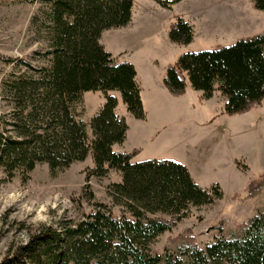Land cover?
<instances>
[{"label":"trees","instance_id":"obj_1","mask_svg":"<svg viewBox=\"0 0 264 264\" xmlns=\"http://www.w3.org/2000/svg\"><path fill=\"white\" fill-rule=\"evenodd\" d=\"M48 1L49 65L38 68L23 62L30 72L13 75L2 84V97L10 110L0 115L4 122L0 168L9 177L16 170L28 173L40 162L55 171L83 161L90 152L91 175L105 176L110 169L121 173V182L110 184L109 193L128 214L116 216L97 203L76 222L64 221L59 228L52 224L28 228L27 239L9 249L0 264H264V211L239 224L238 236L220 235L201 247L193 236L181 234L163 254L151 250L160 234L189 216L191 207L220 200L222 189L218 184L199 186L178 162H131L135 151L112 149L124 140L127 124L116 114L117 99L108 91H118L135 118L142 119L144 111L134 66L115 62L99 39L104 30L130 21L132 0ZM154 1L170 8L180 0ZM251 1L254 9L264 11V0ZM193 36L192 25L182 17L169 26L172 42L189 44ZM184 74L204 98L212 96L218 84L227 97L226 114L250 110L264 98V31L231 45L181 54L163 78L172 95L185 92ZM88 91L105 95L89 121V142L87 124L77 112L82 94ZM237 166L247 169L241 163ZM263 180L262 173L251 180L245 198L259 190Z\"/></svg>","mask_w":264,"mask_h":264},{"label":"crops","instance_id":"obj_2","mask_svg":"<svg viewBox=\"0 0 264 264\" xmlns=\"http://www.w3.org/2000/svg\"><path fill=\"white\" fill-rule=\"evenodd\" d=\"M184 1L164 8L154 0H132L130 21L125 26L101 33L100 44L115 62H129L134 66L144 111L142 119L135 118L122 104L120 93L108 91L117 99L116 114L127 124L124 140L113 144L112 149L126 153L135 151L131 162H178L187 168L199 186L209 188L218 184L224 193L230 186L233 194L239 193L254 179L252 170L256 176L264 174V98L260 105L244 113L228 115L224 112L227 97L218 89V84H215L212 96L204 98L203 92L194 89L184 74L185 92L174 96L164 85L163 78L167 68L181 54L194 52L202 43L216 48L263 32L261 13L254 12L246 0H235L229 7L211 11L199 9L195 16L197 13L201 16L203 28L201 24L196 26L189 22L194 31L193 40L189 44H178L170 41L168 30L177 17L186 21V13H173V9ZM212 12L231 17L228 20L211 18ZM197 37L201 42H197ZM104 101L105 95L101 91L82 94L83 111L79 119L87 127ZM86 114L89 117L85 119ZM237 163L247 169H240ZM221 174L224 177H220ZM249 201L253 199L249 198Z\"/></svg>","mask_w":264,"mask_h":264},{"label":"rangeland","instance_id":"obj_3","mask_svg":"<svg viewBox=\"0 0 264 264\" xmlns=\"http://www.w3.org/2000/svg\"><path fill=\"white\" fill-rule=\"evenodd\" d=\"M246 2L250 3L254 12L261 13L260 25H264V11L254 9L251 0ZM232 4H235V0H186L178 4L173 13H186L188 23L192 22L196 26L201 24L203 28L201 16L198 13L195 16V12L202 8L211 11ZM49 10L48 0H0V115H8L10 110L7 101L2 97L3 82L13 75L30 72L23 62L38 68L49 65V57L46 56L49 49ZM212 13L211 18L221 17L228 20L231 17ZM198 37L197 42H201ZM201 45L203 48L196 46L194 52L213 49L212 46L203 43ZM82 111L80 104L77 112L82 115ZM88 117L86 114L84 118ZM3 124L0 120V128ZM87 128L89 142L92 133ZM93 167L89 152L83 161L73 162L67 168L55 171H51L47 163L40 162L28 173L16 170L9 177L0 168V260L9 249L27 239L28 228L40 224H52L59 228L64 221L76 222L91 212L97 203L105 204L116 216L128 214L122 202L114 200L109 193L110 184L121 182V173L110 169L105 176H94L90 173ZM252 173L256 176L255 171L252 170ZM230 176L227 175L229 179ZM233 176L234 180L236 176ZM255 176L254 179L258 175ZM220 177L224 176L221 174ZM261 184L259 190L253 191L246 198L243 195L244 190L233 194V188L229 186L228 192L224 193L222 190L220 200L191 207L186 220L179 221L171 230L160 234L151 245V250L163 254L166 247L172 249L176 245L181 234L184 237L193 236L194 241L201 247L220 235L238 236L239 224L247 221L257 211H264V180ZM249 198L253 201L247 202ZM246 202L247 204H242ZM155 216L169 218L160 213ZM244 217L247 218L243 220Z\"/></svg>","mask_w":264,"mask_h":264}]
</instances>
